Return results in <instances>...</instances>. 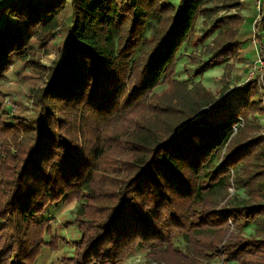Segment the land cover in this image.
Wrapping results in <instances>:
<instances>
[{"label": "trees", "instance_id": "1", "mask_svg": "<svg viewBox=\"0 0 264 264\" xmlns=\"http://www.w3.org/2000/svg\"><path fill=\"white\" fill-rule=\"evenodd\" d=\"M241 6L240 0L0 6V98L9 72L40 83L29 92L31 114L12 113L0 101V264H35L44 247L57 248L48 209L74 201L80 238L63 264H121L138 248L166 264L186 258L264 264V87L249 79L217 96L201 81L176 76L193 40L210 55L194 79L220 65L229 78L242 61ZM260 16L263 27L264 0ZM56 34L63 43L46 65L40 53L49 54ZM257 45L264 56L262 32ZM162 83L166 88L156 92ZM240 118L244 125L234 134ZM232 187L246 198L222 204ZM248 225L259 235L246 236ZM179 237L189 256L175 246Z\"/></svg>", "mask_w": 264, "mask_h": 264}, {"label": "rangeland", "instance_id": "2", "mask_svg": "<svg viewBox=\"0 0 264 264\" xmlns=\"http://www.w3.org/2000/svg\"><path fill=\"white\" fill-rule=\"evenodd\" d=\"M176 2V0H172ZM218 10V9H217ZM219 13V10H218ZM217 13V14H218ZM226 14L225 12H221L220 15ZM202 25H203V18L200 17L198 20L196 26H195V36L199 37L202 33ZM218 30H215L213 35L207 39L205 42V45H209L212 43L213 39L216 37L218 34ZM241 34V33H240ZM56 37H59L58 34H56ZM240 36V40H241ZM63 37H59L52 43H50L48 47L49 54H43L42 52L40 53V58L42 60V63L49 65L52 60L55 58L57 54V49L59 46L63 43L62 42ZM39 46H37L38 48ZM243 49V48H242ZM189 54H194L196 56L195 60H189L188 55ZM209 53L205 50L204 46H196L195 42L192 40V42L186 43L184 46V49L182 50L179 59L177 60V72L176 76L183 80L187 81V83L192 84V82H202L206 88L209 90H212L216 95H220L222 92L223 87L227 88H232L235 86V81L234 78L236 77V74L240 70V68L236 69V64L240 63H235V68L232 71L231 75L229 78L224 77V69L221 72L219 70L217 72V69L214 68L208 70L210 71L207 74H201L199 78L194 79L195 76V71H197L199 65L203 60L207 59L209 57ZM241 60H242V53H241ZM243 61V60H242ZM241 61V63H242ZM189 65V66H188ZM254 64H252L249 67L248 75L250 72L254 70ZM220 74V75H219ZM247 75V78H248ZM247 79L246 81H248ZM245 81V82H246ZM244 82V83H245ZM243 83V84H244ZM260 84V83H259ZM40 83L36 82L35 80H23L20 81L18 80L13 72H9L7 74V81L3 82L1 90L4 93V97L0 98V101H4V103L7 102L11 106L9 109L6 107L8 110H10L12 113L14 111H18V109L26 110V114L32 112L31 109V102H30V89L33 87H38ZM262 84H260L261 86ZM242 85H239L240 87ZM166 88V84L162 83L157 87L155 90L156 92H161ZM22 102L19 103V102ZM5 105V106H6ZM22 106V107H20ZM16 108V110H15ZM264 118L261 117V120ZM224 193L220 192L218 197L223 195ZM246 198L245 191L243 189H234L232 187L229 189V194L227 195V198L222 201L223 203H233V201L240 202ZM79 204L74 201L72 204H64L60 203V205L57 206H52L48 209L47 217L51 221V226H52V232L55 234L59 239V243L57 245V248L52 249L51 247L47 246L44 247L41 251V255L37 262L35 264H63L62 263V258L65 256H72L73 255V242L75 240H78L80 238V231L78 230V226L74 225L72 222L74 221L77 213L79 212ZM245 235L246 236H258L259 232L256 230V227L254 225H248L244 229ZM50 238L48 236L46 237V240L49 241ZM67 240V241H66ZM175 246L179 247L182 249V251L189 256V250L188 244L185 238L179 237L176 239ZM147 250L143 249H135L133 253H131L125 260L124 264H149L151 262H156L154 260H151L147 258L146 256ZM182 262H179L180 264H225L221 259H211V260H196L194 258H186L185 260H181ZM157 264H166V263H159L156 262Z\"/></svg>", "mask_w": 264, "mask_h": 264}, {"label": "crops", "instance_id": "3", "mask_svg": "<svg viewBox=\"0 0 264 264\" xmlns=\"http://www.w3.org/2000/svg\"><path fill=\"white\" fill-rule=\"evenodd\" d=\"M6 1L11 2L13 0H0V6L5 3ZM242 2V6L240 9V13L242 16H244V23L241 28V41H242V63L236 64V69L240 68L238 73L236 74V77L234 78L235 86L236 85H243V83L247 80V73L250 70L249 67L255 62V54H256V47L253 45L252 37H253V31H252V25L257 17V9L255 7L254 2L252 0H240ZM259 30H261L262 33H264V26L259 27ZM217 69V72L222 69H224V65H220L215 67ZM210 71H206L203 74H207ZM220 75V74H219ZM206 76V75H205ZM264 120V119H263ZM262 120V121H263ZM264 123V121H263ZM124 262V261H123ZM121 264H124V263Z\"/></svg>", "mask_w": 264, "mask_h": 264}, {"label": "built area", "instance_id": "4", "mask_svg": "<svg viewBox=\"0 0 264 264\" xmlns=\"http://www.w3.org/2000/svg\"><path fill=\"white\" fill-rule=\"evenodd\" d=\"M254 2L255 7L257 9V17L252 25V31H253V37L252 42L253 45L256 47V54H255V62L254 64V70L249 73L247 79H257V81L262 84V87H264V56L259 51V46L257 45L258 36L261 34V31L259 30V23L262 21V18L260 16V9L263 3V0H252ZM224 12V11H223ZM234 12V10H233ZM237 87L239 85H236ZM235 87V86H234ZM233 88V87H232ZM8 107L11 108L9 103L7 102ZM239 122L233 127L234 134L237 133L238 128L243 127L244 121L240 118L238 120ZM149 264H157L156 262H151Z\"/></svg>", "mask_w": 264, "mask_h": 264}]
</instances>
